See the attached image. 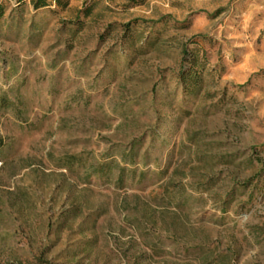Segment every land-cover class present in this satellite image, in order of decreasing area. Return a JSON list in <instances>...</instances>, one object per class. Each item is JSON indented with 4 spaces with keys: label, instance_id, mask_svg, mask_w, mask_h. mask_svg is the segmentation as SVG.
Instances as JSON below:
<instances>
[{
    "label": "rangeland",
    "instance_id": "rangeland-1",
    "mask_svg": "<svg viewBox=\"0 0 264 264\" xmlns=\"http://www.w3.org/2000/svg\"><path fill=\"white\" fill-rule=\"evenodd\" d=\"M68 3L0 0V264H264V0Z\"/></svg>",
    "mask_w": 264,
    "mask_h": 264
},
{
    "label": "trees",
    "instance_id": "trees-1",
    "mask_svg": "<svg viewBox=\"0 0 264 264\" xmlns=\"http://www.w3.org/2000/svg\"><path fill=\"white\" fill-rule=\"evenodd\" d=\"M30 4L34 10H39V9L46 8V7H52V5H56L60 9H66L69 3H68V0H30ZM90 13H91L90 8L84 10L83 12L85 17L90 16ZM2 16H3V6L0 5V18ZM196 80L197 78L195 75H192V76L189 75V76H185L183 83L185 85V83L187 82H191V81L195 82ZM2 147H3V142L0 139V149H2ZM100 170H103V168H101ZM124 170H125L124 168L120 169V175L118 177L119 180L122 179ZM131 172L134 173L135 170H132Z\"/></svg>",
    "mask_w": 264,
    "mask_h": 264
}]
</instances>
